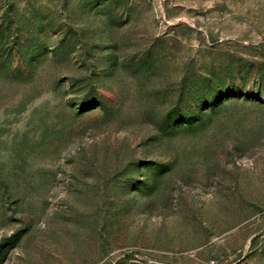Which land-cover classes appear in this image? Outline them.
<instances>
[{
	"label": "rangeland",
	"instance_id": "374dc122",
	"mask_svg": "<svg viewBox=\"0 0 264 264\" xmlns=\"http://www.w3.org/2000/svg\"><path fill=\"white\" fill-rule=\"evenodd\" d=\"M0 264H264V0H0Z\"/></svg>",
	"mask_w": 264,
	"mask_h": 264
}]
</instances>
